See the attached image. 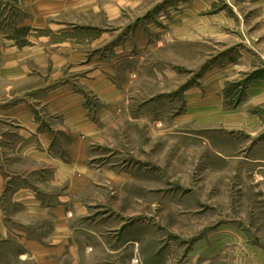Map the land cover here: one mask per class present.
Here are the masks:
<instances>
[{
  "label": "rangeland",
  "instance_id": "obj_1",
  "mask_svg": "<svg viewBox=\"0 0 264 264\" xmlns=\"http://www.w3.org/2000/svg\"><path fill=\"white\" fill-rule=\"evenodd\" d=\"M59 3L106 36L121 100L90 97L72 188L40 186L74 204L73 249L33 257L11 231L0 264H264V0Z\"/></svg>",
  "mask_w": 264,
  "mask_h": 264
},
{
  "label": "crops",
  "instance_id": "obj_2",
  "mask_svg": "<svg viewBox=\"0 0 264 264\" xmlns=\"http://www.w3.org/2000/svg\"><path fill=\"white\" fill-rule=\"evenodd\" d=\"M60 1L0 0V235L14 231L41 258L70 250L74 239L67 200L47 202L40 186L55 191L85 170L101 129L102 107L94 115L90 97L121 100L104 68L106 36L80 10L55 19L68 12ZM12 221L23 227L11 230Z\"/></svg>",
  "mask_w": 264,
  "mask_h": 264
}]
</instances>
